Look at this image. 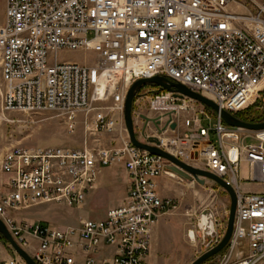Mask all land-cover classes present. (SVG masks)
Segmentation results:
<instances>
[{"label":"built area","instance_id":"1","mask_svg":"<svg viewBox=\"0 0 264 264\" xmlns=\"http://www.w3.org/2000/svg\"><path fill=\"white\" fill-rule=\"evenodd\" d=\"M62 51L91 53L95 60L60 62ZM154 77L240 119L264 92V0H5L1 109L57 113L70 134L83 125L92 135L113 138L98 149L14 147L4 154L0 171L7 191L0 195V221L35 264H150L153 231L177 209L176 200L161 196L159 181L180 176L173 164L131 143L124 110L130 87ZM151 86L153 91L135 98H147L153 114L141 119L155 131L141 134L142 143L231 186L236 218L219 264H264V131L229 127L202 104ZM114 164L125 168L128 192L105 218L58 229L14 217L44 204L83 208L102 171ZM242 164L254 175L250 181L239 179ZM254 182L260 192L242 189ZM1 239L0 264H26Z\"/></svg>","mask_w":264,"mask_h":264},{"label":"rangeland","instance_id":"2","mask_svg":"<svg viewBox=\"0 0 264 264\" xmlns=\"http://www.w3.org/2000/svg\"><path fill=\"white\" fill-rule=\"evenodd\" d=\"M4 19L5 0H0V25L4 23ZM57 59L60 62L92 65L95 56L82 51H62L57 55ZM153 89L151 85L144 86L138 94L143 96ZM195 106L197 110H202L200 104L197 103ZM132 114L135 133L141 142H145L140 137L141 134L146 137L155 134L154 129L141 120L153 117L149 110L148 99L142 101L137 98L134 101ZM242 115L247 120L264 119V92L260 99ZM204 124L207 125L206 122ZM112 139L106 135H92L83 125H79L74 134H70L64 118L57 113L32 114L3 111L0 98V162L4 154L14 147L78 149L87 146L91 149H98L109 146ZM247 144L250 145L253 142L248 140ZM253 177L250 167L242 164L239 170L240 181H250ZM202 181L204 184L183 177L160 181L161 195L176 200L177 209L163 216L153 231L151 259L154 264H192L207 252L209 249L207 245L211 238L204 236V233L198 229L200 215L204 210L212 211L217 223V236L214 242L218 236L220 239L223 236V230L228 223L230 199L227 193L214 182L206 179ZM242 185L244 191H261V186L257 182L247 186ZM127 189L126 172L120 164H114L102 171L97 189L88 197L83 208L67 209L55 204H44L30 206L27 210L16 213L14 217L18 221L43 222L51 228H75L82 220L105 218L109 210L123 203L127 196ZM6 191V178L0 171V195ZM191 231L195 233L194 241L189 236ZM27 239L32 241L30 236ZM1 245L5 248L7 242L1 239ZM224 254L225 250L204 264H219Z\"/></svg>","mask_w":264,"mask_h":264},{"label":"water","instance_id":"3","mask_svg":"<svg viewBox=\"0 0 264 264\" xmlns=\"http://www.w3.org/2000/svg\"><path fill=\"white\" fill-rule=\"evenodd\" d=\"M147 85L157 86L159 87V90H167L169 92L178 93L181 96H186L202 104L206 108L214 111L217 114H220L221 119L229 127L240 128V129L250 131V132H260V131H264V122L248 123L241 119L235 118L232 115L224 111H220L217 105L214 104L212 101L189 91L187 88H185L184 86L180 84L172 83L164 77H154L148 80H139L135 82L128 90V93L125 99L124 122H125V127L128 132L131 143L135 147L141 150L148 151L151 154L161 157L167 160L168 162H170L171 164H173L174 165L173 172L180 177H183L186 179H194L200 184H204V181L202 180H205V179L214 182L216 185H218L220 188H222L227 193L230 199V211H229L226 233L223 239L218 244H216L214 247H211V245L214 242L215 237L217 236V231H216L217 223L214 219V214L210 210H204L200 215V220L198 222V229L204 233V236L211 238V241L207 245V248H209L207 252L204 253L201 257H199L192 264H204L208 260L212 259L216 255L224 251L231 240V237L234 231V222L236 218V205H237L236 193L231 186L226 184L224 181H222L215 175L209 172L203 171L201 169L195 168L193 166L186 165L182 163L181 161H179L178 159L162 151L161 149L155 146L146 144V143H142L137 140L135 129H134L133 114H132L133 105H134V100L137 97L140 89ZM144 119L148 121L147 118H144ZM171 128L174 129L175 125H172ZM150 143L157 144V141L151 139ZM0 234L5 241L12 244L17 254L26 262V264H35L34 261L30 258V256L23 249H21L18 245L15 244V242L12 240L11 236L9 235V233L7 232L6 228L4 227L1 221H0ZM189 236H190V239L194 241L195 233L193 231L189 233Z\"/></svg>","mask_w":264,"mask_h":264},{"label":"trees","instance_id":"4","mask_svg":"<svg viewBox=\"0 0 264 264\" xmlns=\"http://www.w3.org/2000/svg\"><path fill=\"white\" fill-rule=\"evenodd\" d=\"M239 118L245 122H248V123H261V122H264V119H253V120H247L246 118L243 117V115H239Z\"/></svg>","mask_w":264,"mask_h":264},{"label":"crops","instance_id":"5","mask_svg":"<svg viewBox=\"0 0 264 264\" xmlns=\"http://www.w3.org/2000/svg\"><path fill=\"white\" fill-rule=\"evenodd\" d=\"M122 166V165H121ZM123 167V166H122ZM123 169H124V171L126 172V170H125V168L123 167ZM126 174H127V172H126ZM163 179H166V178H163ZM163 179H161V180H163ZM160 180V181H161ZM160 181H159V192H160ZM161 194V193H160ZM162 197H165V196H163V195H161ZM167 197V196H166ZM156 227H157V225H156ZM155 227V228H156ZM149 262H150V264H154V262L152 261V259H151V257L149 258V260H148Z\"/></svg>","mask_w":264,"mask_h":264},{"label":"bare ground","instance_id":"6","mask_svg":"<svg viewBox=\"0 0 264 264\" xmlns=\"http://www.w3.org/2000/svg\"><path fill=\"white\" fill-rule=\"evenodd\" d=\"M176 178V176H173V179H175Z\"/></svg>","mask_w":264,"mask_h":264}]
</instances>
